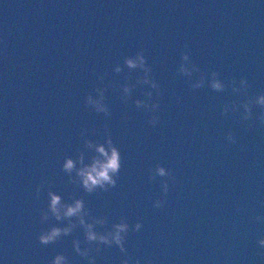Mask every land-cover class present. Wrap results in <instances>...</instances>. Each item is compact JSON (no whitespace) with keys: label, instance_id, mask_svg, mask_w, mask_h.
I'll list each match as a JSON object with an SVG mask.
<instances>
[{"label":"water","instance_id":"1","mask_svg":"<svg viewBox=\"0 0 264 264\" xmlns=\"http://www.w3.org/2000/svg\"><path fill=\"white\" fill-rule=\"evenodd\" d=\"M185 44L201 72L216 71L226 84L247 78L248 96L264 92V0H0V264H49L57 253L88 264L72 249L73 239L85 246L79 227L55 244L38 243L41 229L61 226L39 219L49 189L105 217L97 231L121 217L130 227L141 222L125 241L141 264H264L256 244L264 224L252 220L264 215V127L221 116L223 104L243 98L230 87H189L200 73H178ZM141 50L160 90L155 127L133 103L146 99L147 85L121 100L125 76L135 84L142 75L129 74L123 57ZM95 88H106L107 118L84 105ZM105 126L121 168L114 188L88 194L60 169L83 150L82 130L103 142ZM228 131L236 144L225 141ZM157 163L176 178L160 209L152 206L160 178L148 180ZM90 254L95 264L124 258L114 245Z\"/></svg>","mask_w":264,"mask_h":264},{"label":"clouds","instance_id":"2","mask_svg":"<svg viewBox=\"0 0 264 264\" xmlns=\"http://www.w3.org/2000/svg\"><path fill=\"white\" fill-rule=\"evenodd\" d=\"M184 48L185 50L180 53L181 62L177 69L178 73L188 78H191L193 73H200L197 79L189 80V87L191 89H199L204 86L205 82L215 92H223L226 87H230L233 94L243 98L223 104L220 107L221 116H226L229 113L237 114L239 117L238 122L244 124L245 128L252 127L256 123L260 127H264V92L258 93L254 97L248 96L247 91L250 84L247 78L241 77L238 82L235 78H232L226 84L219 78V73L216 71H210L207 74L201 72L199 67L191 61L187 44L184 45ZM123 67L128 69L129 74L133 70H139L142 75L137 76L135 84L128 83L129 75L125 76V82L119 86L122 102L127 103L130 93L136 85H147L149 90L143 93L146 99H135L133 103L137 109H143L150 113L147 123L155 127L159 123V117L155 114L159 109V102L158 100H154L153 91H155L158 97L160 90L157 82L150 76L151 68L146 63L143 51H137L132 56L123 57ZM122 70L120 64L115 65L113 68L115 73H121ZM97 79L103 82L104 76H98ZM94 91L96 93L95 97L91 93L84 97V105L85 107H90L98 114L103 113L107 118L110 116V111L104 102L106 88H95ZM254 107L259 109L255 117H253ZM249 121L252 123H246ZM81 137L83 138V150L77 149L75 158L66 156L60 170L67 175L69 183L78 185L85 193L92 194L98 190L107 192L116 186L121 168L120 152L114 145L107 126L104 128L103 142L86 138L84 130L81 131ZM224 139L228 144L237 143V137L232 131H228ZM86 151L92 153L88 156L87 162H85ZM157 178H160L161 196L152 201V206L153 208L160 209L166 203L165 198L169 192V184H175L176 178L171 169H166L159 163L148 170L149 181H155ZM43 187V181L36 187L35 194L37 198H39ZM47 197L46 207L40 210V222L46 223L50 219H54L61 226L53 224L47 229H41L37 235V241L40 245L55 244L62 237L71 235L73 230L79 227L83 233V244L85 246L82 248L81 241L73 239L72 249L78 256L86 259L88 264H95V257L90 253L95 251L99 254L101 245L105 247H112L114 245L123 253L124 258L120 261V264H141L138 258L128 255L125 247L129 231L139 232L142 228L141 222L137 221L130 227L126 218L121 217L118 222L111 224L110 229L100 232L96 230V227L107 225L108 220L105 217L93 216L89 209L85 207V202L82 198L70 197V202H66L51 189L47 191ZM261 203L264 205V202ZM237 211H240L239 207H237ZM252 220L264 224V215L253 216ZM256 244L259 249H264V235H261L256 240ZM259 255L264 259V251H261ZM49 264H70V261L65 255L57 253L49 261ZM145 264H148V262L145 261Z\"/></svg>","mask_w":264,"mask_h":264}]
</instances>
